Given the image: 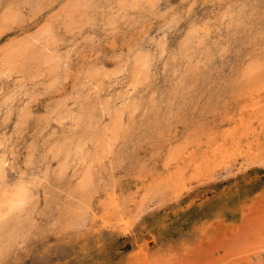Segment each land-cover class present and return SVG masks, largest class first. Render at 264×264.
<instances>
[{"label": "clouds", "instance_id": "9594fccd", "mask_svg": "<svg viewBox=\"0 0 264 264\" xmlns=\"http://www.w3.org/2000/svg\"><path fill=\"white\" fill-rule=\"evenodd\" d=\"M259 100L264 0H0V264H264Z\"/></svg>", "mask_w": 264, "mask_h": 264}, {"label": "rangeland", "instance_id": "374dc122", "mask_svg": "<svg viewBox=\"0 0 264 264\" xmlns=\"http://www.w3.org/2000/svg\"><path fill=\"white\" fill-rule=\"evenodd\" d=\"M258 102L264 103V100H259ZM253 102H249V105H241L240 114L238 117H233L232 119H235L237 121L236 124L241 123L244 120V112L252 111L254 107ZM236 124H232L229 126L228 123H226L222 127V131L224 132L228 128L234 127ZM241 125V124H240ZM240 129V128H239ZM250 176V183L241 185L242 193H248L249 195L253 193H259L260 196H264V179H261L260 181H257L252 174H249ZM254 199H257V197H253ZM191 200V197H189L187 200L184 201V204H187L188 201ZM214 210V205H204L200 206L199 201H197L195 204L192 205L191 208H189L185 213L180 214L181 220L187 219L188 223L190 224L192 221L196 220L197 218H204V217H211V214ZM264 210V200H260L257 204L256 211ZM241 215V213H237V216ZM251 220V217L248 218ZM188 225L186 224L185 227ZM236 231V226H226L224 224H218L217 225V234L219 238L223 239L226 236H231L233 232Z\"/></svg>", "mask_w": 264, "mask_h": 264}, {"label": "bare ground", "instance_id": "6f19581e", "mask_svg": "<svg viewBox=\"0 0 264 264\" xmlns=\"http://www.w3.org/2000/svg\"><path fill=\"white\" fill-rule=\"evenodd\" d=\"M240 124H242V122L239 123V124H236L234 127H231L230 129L228 128L227 130L224 131V134H225L226 136H231V135L233 134V132L239 130V128H240V126H241Z\"/></svg>", "mask_w": 264, "mask_h": 264}]
</instances>
